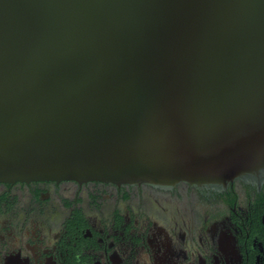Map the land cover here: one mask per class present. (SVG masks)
Returning a JSON list of instances; mask_svg holds the SVG:
<instances>
[{
  "label": "water",
  "instance_id": "1",
  "mask_svg": "<svg viewBox=\"0 0 264 264\" xmlns=\"http://www.w3.org/2000/svg\"><path fill=\"white\" fill-rule=\"evenodd\" d=\"M263 172L264 0H0V182Z\"/></svg>",
  "mask_w": 264,
  "mask_h": 264
},
{
  "label": "flooded vegetation",
  "instance_id": "2",
  "mask_svg": "<svg viewBox=\"0 0 264 264\" xmlns=\"http://www.w3.org/2000/svg\"><path fill=\"white\" fill-rule=\"evenodd\" d=\"M0 264H264V172L221 190L0 182Z\"/></svg>",
  "mask_w": 264,
  "mask_h": 264
}]
</instances>
